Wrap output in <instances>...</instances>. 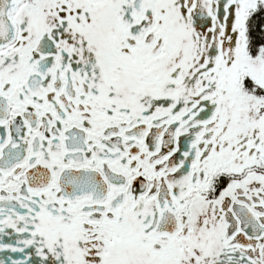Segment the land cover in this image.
I'll return each mask as SVG.
<instances>
[{"label": "snow or ice", "instance_id": "1", "mask_svg": "<svg viewBox=\"0 0 264 264\" xmlns=\"http://www.w3.org/2000/svg\"><path fill=\"white\" fill-rule=\"evenodd\" d=\"M0 264H264V0H0Z\"/></svg>", "mask_w": 264, "mask_h": 264}]
</instances>
